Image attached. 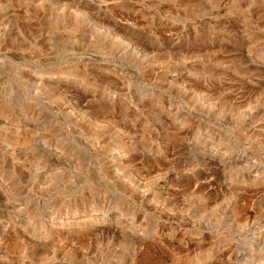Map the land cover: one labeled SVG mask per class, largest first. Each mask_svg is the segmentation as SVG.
<instances>
[{
  "label": "rangeland",
  "instance_id": "374dc122",
  "mask_svg": "<svg viewBox=\"0 0 264 264\" xmlns=\"http://www.w3.org/2000/svg\"><path fill=\"white\" fill-rule=\"evenodd\" d=\"M0 264H264V0H0Z\"/></svg>",
  "mask_w": 264,
  "mask_h": 264
}]
</instances>
